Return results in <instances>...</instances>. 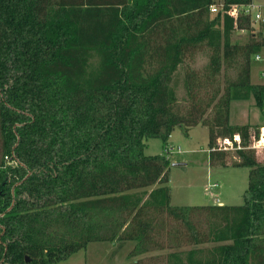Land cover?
<instances>
[{"label": "trees", "instance_id": "trees-1", "mask_svg": "<svg viewBox=\"0 0 264 264\" xmlns=\"http://www.w3.org/2000/svg\"><path fill=\"white\" fill-rule=\"evenodd\" d=\"M213 1L0 0V264H53L96 241H133L125 264H264V150L219 147L260 135L230 115L252 95L264 117V36L230 13L253 0L215 14ZM204 49L181 106L174 74ZM199 124L211 163L249 167L242 204H172L171 134ZM151 138L165 153H146Z\"/></svg>", "mask_w": 264, "mask_h": 264}, {"label": "rangeland", "instance_id": "rangeland-1", "mask_svg": "<svg viewBox=\"0 0 264 264\" xmlns=\"http://www.w3.org/2000/svg\"><path fill=\"white\" fill-rule=\"evenodd\" d=\"M254 1L257 4H264V0ZM249 35L248 30H237L234 32L232 40L245 43L249 39ZM209 55L210 51L204 49L189 58L186 62L187 66L180 65L175 72L173 85L181 106L186 104L187 99L184 86V74L187 67L205 68L209 63ZM263 66L264 64L253 61L252 81L254 83H264L259 75V70ZM229 74L233 75L234 71L230 70ZM230 120L233 124L249 123L255 127L264 125L263 113L255 105L252 95L246 99L232 101ZM208 142V128L202 124L192 127L188 134H185L180 127L173 130L168 145L174 148V151L168 154L171 159L169 185L173 205L213 204L217 202L216 199L219 196L221 200H225V204H242L244 202V195L249 183V167L211 163L208 158V149H210ZM163 148L161 139L152 138L149 140L146 152L149 154L161 153ZM227 151L232 152L235 159L238 158L236 149ZM133 246V241L90 242L86 248L73 253L68 259L53 264H125L132 260L128 254ZM165 251L169 250H164L162 253Z\"/></svg>", "mask_w": 264, "mask_h": 264}, {"label": "built area", "instance_id": "built-area-1", "mask_svg": "<svg viewBox=\"0 0 264 264\" xmlns=\"http://www.w3.org/2000/svg\"><path fill=\"white\" fill-rule=\"evenodd\" d=\"M224 1L223 0H214L210 4L211 13H218L223 9ZM232 15H245L251 18L252 22L256 27V31H261L262 36H264V5L257 4L255 2H250L248 4H235L232 5L230 9ZM245 30V29H242ZM253 61L260 62L264 64V45L260 51L256 52L253 55ZM259 75L262 80H264V66L260 68ZM252 143V144H251ZM219 147L223 150H233V149H255L262 150L264 149V125L260 128V135L258 138L250 142V144L245 146L242 143L240 134H235L233 138L225 137L219 140ZM174 151L173 147H167V152Z\"/></svg>", "mask_w": 264, "mask_h": 264}, {"label": "crops", "instance_id": "crops-1", "mask_svg": "<svg viewBox=\"0 0 264 264\" xmlns=\"http://www.w3.org/2000/svg\"><path fill=\"white\" fill-rule=\"evenodd\" d=\"M253 2H255L254 0H253ZM263 3H264V1H263ZM262 5H264V4H262ZM152 139V138H151ZM150 140V139H149ZM149 140H148V146H147V148H146V151L148 150V147H149ZM208 152H209V149H208ZM147 153V152H146ZM162 153H165V148H163V151L161 152V153H156V154H162ZM147 154H149V153H147ZM153 155V154H152ZM208 158H209V155H208ZM209 160H210V158H209ZM218 180V179H217ZM219 181V180H218ZM215 183H217V182H215ZM217 200V202L216 203H219V204H225L226 202H225V200H221V198H220V196L216 199Z\"/></svg>", "mask_w": 264, "mask_h": 264}]
</instances>
